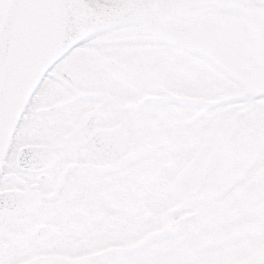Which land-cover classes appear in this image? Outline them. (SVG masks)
I'll return each instance as SVG.
<instances>
[{
    "label": "snow or ice",
    "instance_id": "1",
    "mask_svg": "<svg viewBox=\"0 0 264 264\" xmlns=\"http://www.w3.org/2000/svg\"><path fill=\"white\" fill-rule=\"evenodd\" d=\"M0 264H264V0H0Z\"/></svg>",
    "mask_w": 264,
    "mask_h": 264
}]
</instances>
